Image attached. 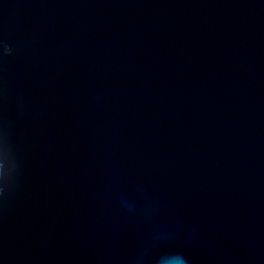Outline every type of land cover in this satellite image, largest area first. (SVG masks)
Masks as SVG:
<instances>
[{
  "label": "water",
  "instance_id": "1",
  "mask_svg": "<svg viewBox=\"0 0 264 264\" xmlns=\"http://www.w3.org/2000/svg\"><path fill=\"white\" fill-rule=\"evenodd\" d=\"M0 264H264V0H0Z\"/></svg>",
  "mask_w": 264,
  "mask_h": 264
}]
</instances>
